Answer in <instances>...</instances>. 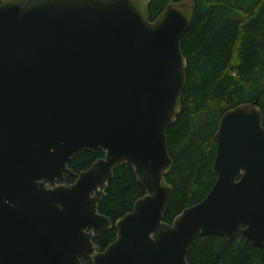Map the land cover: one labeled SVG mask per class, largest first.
<instances>
[{
    "label": "water",
    "instance_id": "obj_1",
    "mask_svg": "<svg viewBox=\"0 0 264 264\" xmlns=\"http://www.w3.org/2000/svg\"><path fill=\"white\" fill-rule=\"evenodd\" d=\"M0 0V264H188L196 233L264 246V126L257 98L214 133L215 180L170 223L167 129L181 109V39L193 4ZM101 149L75 173L73 155ZM144 193L113 224L98 202L116 167ZM71 183L60 180L68 176ZM115 227L103 250L93 238Z\"/></svg>",
    "mask_w": 264,
    "mask_h": 264
},
{
    "label": "trees",
    "instance_id": "obj_2",
    "mask_svg": "<svg viewBox=\"0 0 264 264\" xmlns=\"http://www.w3.org/2000/svg\"><path fill=\"white\" fill-rule=\"evenodd\" d=\"M170 1L180 0H150L149 19L153 20ZM190 1L193 14L180 44L186 61L181 109L166 132L173 163L166 175L172 186L163 214L167 223L211 188L215 180L214 133L223 112L257 98L264 126V0ZM103 155L101 149L80 152L70 158L68 166L78 173ZM74 178L68 176L60 182L68 184ZM143 193L132 167L118 166L98 202V211L113 224ZM115 232L112 225L93 242L103 250ZM185 257L188 264H264V246L254 245L239 228L230 240L196 233Z\"/></svg>",
    "mask_w": 264,
    "mask_h": 264
},
{
    "label": "flooded vegetation",
    "instance_id": "obj_3",
    "mask_svg": "<svg viewBox=\"0 0 264 264\" xmlns=\"http://www.w3.org/2000/svg\"><path fill=\"white\" fill-rule=\"evenodd\" d=\"M132 170H133V169H132ZM112 176H113V175H112ZM139 197H140V196H139ZM136 199H137V198H136ZM113 222H114V221H113ZM238 228L241 230L242 226H239ZM238 228H237V229H238ZM198 234H199V233H198ZM233 234H234V233H233ZM207 235H208V234H207ZM232 237H233V236H232ZM229 240H230V239H229ZM190 242H191V241H190Z\"/></svg>",
    "mask_w": 264,
    "mask_h": 264
}]
</instances>
